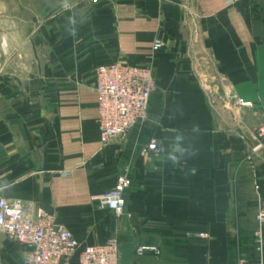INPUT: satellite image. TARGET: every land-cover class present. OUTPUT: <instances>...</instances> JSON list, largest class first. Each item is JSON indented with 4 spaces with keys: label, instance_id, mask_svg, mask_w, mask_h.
Segmentation results:
<instances>
[{
    "label": "crops",
    "instance_id": "0c3cea01",
    "mask_svg": "<svg viewBox=\"0 0 264 264\" xmlns=\"http://www.w3.org/2000/svg\"><path fill=\"white\" fill-rule=\"evenodd\" d=\"M113 61L157 85L148 119L103 144L95 70ZM262 125L264 0H0V195L83 244L117 236L120 264H264ZM152 137L163 152H142ZM121 173L118 214L96 196ZM25 252L0 229V264Z\"/></svg>",
    "mask_w": 264,
    "mask_h": 264
},
{
    "label": "built area",
    "instance_id": "2783aa9c",
    "mask_svg": "<svg viewBox=\"0 0 264 264\" xmlns=\"http://www.w3.org/2000/svg\"><path fill=\"white\" fill-rule=\"evenodd\" d=\"M163 45V39L157 38L153 49L158 50ZM95 80L97 121L103 144L125 135L133 126L148 119L151 93L157 85L149 64L101 63L96 67ZM238 100L243 105L252 104L241 98ZM260 133L264 137V125ZM163 151L164 146L156 137L142 148L143 153ZM130 184L127 174H119L114 187L96 196L100 207L122 213L126 204L125 190ZM259 217H264V209L260 210ZM0 229L26 247L22 264H72L74 258L76 264H120L117 236L102 243L83 244L54 213L21 198L9 199L0 195ZM205 234L200 232V235ZM255 236L261 249L264 240L261 229L255 231ZM146 249L158 250L154 245L140 246L137 252L143 253ZM232 264H247V259L241 256Z\"/></svg>",
    "mask_w": 264,
    "mask_h": 264
}]
</instances>
